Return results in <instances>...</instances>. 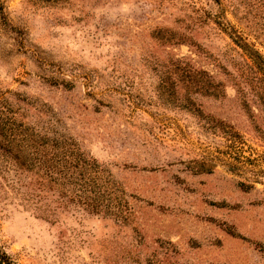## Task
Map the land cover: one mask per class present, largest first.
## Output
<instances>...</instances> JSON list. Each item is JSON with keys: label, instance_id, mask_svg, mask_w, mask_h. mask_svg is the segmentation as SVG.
<instances>
[{"label": "rangeland", "instance_id": "obj_1", "mask_svg": "<svg viewBox=\"0 0 264 264\" xmlns=\"http://www.w3.org/2000/svg\"><path fill=\"white\" fill-rule=\"evenodd\" d=\"M3 2L1 111L75 140L131 209L46 220L0 157L13 261L264 264V0Z\"/></svg>", "mask_w": 264, "mask_h": 264}, {"label": "trees", "instance_id": "obj_2", "mask_svg": "<svg viewBox=\"0 0 264 264\" xmlns=\"http://www.w3.org/2000/svg\"><path fill=\"white\" fill-rule=\"evenodd\" d=\"M8 23L4 2L0 0V30L7 28ZM3 95L0 93V157L9 159L29 180V193L35 199L24 208L46 220L60 211L125 222L131 209L110 173L75 140L49 135L53 132L50 125L39 129L8 118L1 111L5 102ZM210 126L223 132L226 129L219 121ZM0 264H16L1 247Z\"/></svg>", "mask_w": 264, "mask_h": 264}]
</instances>
